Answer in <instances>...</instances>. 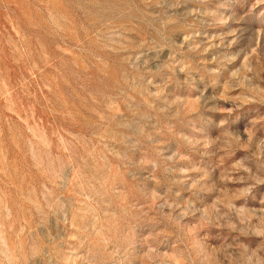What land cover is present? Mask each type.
I'll return each instance as SVG.
<instances>
[{
    "label": "rangeland",
    "instance_id": "rangeland-1",
    "mask_svg": "<svg viewBox=\"0 0 264 264\" xmlns=\"http://www.w3.org/2000/svg\"><path fill=\"white\" fill-rule=\"evenodd\" d=\"M0 264H264V0H0Z\"/></svg>",
    "mask_w": 264,
    "mask_h": 264
}]
</instances>
